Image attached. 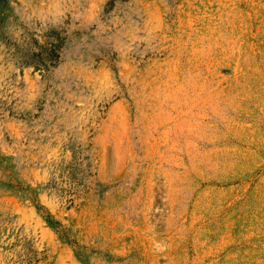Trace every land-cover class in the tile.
<instances>
[{
    "label": "rangeland",
    "instance_id": "rangeland-1",
    "mask_svg": "<svg viewBox=\"0 0 264 264\" xmlns=\"http://www.w3.org/2000/svg\"><path fill=\"white\" fill-rule=\"evenodd\" d=\"M0 264H264V0H0Z\"/></svg>",
    "mask_w": 264,
    "mask_h": 264
}]
</instances>
